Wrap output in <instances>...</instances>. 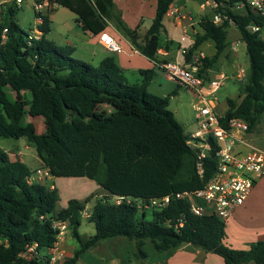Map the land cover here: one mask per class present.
<instances>
[{
  "label": "trees",
  "instance_id": "16d2710c",
  "mask_svg": "<svg viewBox=\"0 0 264 264\" xmlns=\"http://www.w3.org/2000/svg\"><path fill=\"white\" fill-rule=\"evenodd\" d=\"M50 1L74 12L79 26L96 36L113 22L135 49L154 61L159 35L164 32V13L174 2L157 0L151 24L140 36L139 25L130 29L115 15L113 0ZM217 1L225 3L250 60L244 97L240 102L228 100L222 120L244 117L251 130L264 113V15L256 13L247 0ZM239 2L246 3L243 13L232 10ZM17 10L9 5L0 17V137H24L53 177L92 179L103 195L71 198L58 208V189L47 182L28 183L31 170L20 161H11L0 147V264H50L49 248L58 239L59 222L66 224L78 243L62 264H75L84 251L116 236L135 240L139 258L147 257L142 246L149 240L164 258L192 244L220 255L226 264H264V240L245 249L232 247L226 242V221L209 211L193 214L184 199H173L161 209L138 208V199L146 202L170 191L201 188L218 163V144L211 140V150L198 160L200 148L186 143L189 134L168 108L169 95L148 90L154 70L139 69L140 82L129 83L113 55L96 65L73 57L74 47L58 45L46 37L49 11H35V18H41L37 27L42 36L28 42L24 38L27 33L17 23ZM213 15L199 21L202 32L195 34L184 53L189 62L202 42L215 43L216 53L204 56L199 64L198 74L206 79H211L208 70L218 66L228 47L230 25H216ZM251 24L260 30H251ZM4 28L7 37L1 42ZM36 118L42 123L41 130ZM186 161L190 167L184 171ZM113 196L132 200L115 204ZM94 198L85 217L94 224L95 232L84 239L78 227L86 205ZM30 246H34L32 251Z\"/></svg>",
  "mask_w": 264,
  "mask_h": 264
},
{
  "label": "built area",
  "instance_id": "2783aa9c",
  "mask_svg": "<svg viewBox=\"0 0 264 264\" xmlns=\"http://www.w3.org/2000/svg\"><path fill=\"white\" fill-rule=\"evenodd\" d=\"M23 0H0V17L9 5H15L19 8ZM214 10L213 22L216 25H222L228 22L229 25H235L232 17L226 12L225 3L217 0H204ZM247 4L258 14L264 15V0H247ZM54 4L50 0H34L33 9L36 12L43 13L50 11ZM222 8V10H220ZM232 10L243 13L246 11V3L239 2ZM164 18H172L182 27L184 37L188 36L186 24L182 20L188 19L192 26V18L186 14L180 7L170 6L164 13ZM37 24L41 18H36ZM36 27L27 33V41L39 40L42 32ZM251 30L258 31L260 27L257 24L250 25ZM7 28L1 33V42L6 40ZM98 43L110 51H120L119 44L115 39L102 32L97 36ZM236 48L235 46L233 47ZM186 50L182 49L184 55ZM204 54L201 51L195 52L190 62H164L160 64L164 76L174 83L183 86L193 93V107L195 110V123L197 130L189 134L186 141L189 147L200 150L196 153L198 160L203 158L211 150V140L218 144L217 150V170L214 175L198 189L184 191H170L160 197H154L146 202L138 199L137 206L143 209H161L167 206L173 199H184L189 203L190 211L195 215H201L204 211H209L226 221L232 215L234 209L241 205L256 181L264 174V150L254 145L248 138L250 124L247 119L241 116H233L226 122L222 119L224 114L217 110L216 92L223 84V81L229 76L222 72L220 79H206L199 76L198 68ZM249 74V69L242 66L236 73V78L244 80ZM15 156H20L18 151ZM197 169L202 171L201 162H197ZM50 170L46 167L31 170L26 180L28 183L46 181L52 178ZM125 200L130 202L131 197L113 196L111 201L115 204ZM88 215V213H87ZM59 229L58 238L66 230V224L59 222L56 224ZM34 246L28 248L32 251ZM65 258V252L60 248L57 241L49 248L50 264H62Z\"/></svg>",
  "mask_w": 264,
  "mask_h": 264
},
{
  "label": "crops",
  "instance_id": "0c3cea01",
  "mask_svg": "<svg viewBox=\"0 0 264 264\" xmlns=\"http://www.w3.org/2000/svg\"><path fill=\"white\" fill-rule=\"evenodd\" d=\"M114 3L116 9L121 10V17L124 19V22L128 23V27L130 29H133L137 25H139L138 32L140 36H142L147 30V28L150 26L149 24L148 26H145L144 29H142V24H141L142 17L148 16L151 19L154 17L157 0H140L136 5H133L130 2V0H114ZM188 3H190V5H188ZM170 6L180 7L184 10L186 14L190 15L192 18V26L189 25L188 19L182 20L183 24L187 25L186 31L188 36L184 37L182 35L183 33L182 27L179 24H177L174 21V19L163 18L162 24L164 27V33L166 34V39L162 44L159 42L160 47L157 50L156 61L150 60L149 58L141 54L137 49H135L131 44L129 38L126 36V34H124V32L121 29L117 28L114 25V23L111 21H109L108 26L104 29V32H106L115 39V41L119 44L120 51L113 52L106 49L105 47H103L98 43L97 40L98 37L95 34H93L88 30H84L87 43L89 44V48H88L90 55L89 61L92 62L95 59H97L96 64H98L105 56L113 55L115 56L117 63L120 65V67L123 69L124 72L130 71L133 74H135V72L138 74V77H135V81L137 82H140L142 78V76L138 72L139 69H153L154 70L153 75H156L155 76L156 78L160 74V77L162 79L166 81L169 80L164 76L163 71L160 68V64L164 62H175V61L188 63V61L185 60L184 55L181 53V50L182 49L188 50L193 43L195 34L202 32V29L198 24L199 21L204 20L206 17H210L214 13L213 8L208 3H205L204 1H200V0H174V2L170 4ZM55 8L56 5L54 4L53 9L49 13L50 20H53L54 18L53 11ZM36 23H38L37 20ZM231 26H235V25H230L229 27ZM229 27H228V35H227L228 47L225 53L223 54V56L221 57L218 66L216 68L208 70V74H209L208 77L211 79H214L213 74H215V72L220 75L222 72L225 73L226 69L229 70L232 68L233 61H232L231 53L232 51L236 53L238 52V48L236 47L237 45H235V43L238 44L239 40L242 41L240 32H238V34H234L238 39L237 42L234 43L232 39H229ZM174 29H181V33L179 35V40L175 51L171 49V43L173 41L172 39L173 33H171V31H173ZM263 31H264V27L261 30V34L263 33ZM53 42L55 43V41ZM65 43L66 44L63 45H71L72 47H74L73 52L77 50L75 43L67 39H65ZM233 45H235L236 47L235 49L233 48ZM208 48L209 50L211 49V51L209 52L206 51V49ZM197 51H201L204 54V56H213L216 53L215 43L210 40L202 42L198 46V48L192 53V55ZM245 52L247 53L246 47H245ZM240 66L241 65L239 64L236 65V73ZM156 71H158L159 74H155ZM155 77H152L151 81L149 82L148 90L151 93L160 96H165L164 92H162L161 90L163 89L162 83L159 80L156 81ZM217 110H218V105H217ZM1 138L2 137H0V139ZM3 149L8 153L11 161H20L24 163L21 157L15 156V152L14 151L12 152L11 150L12 148L10 149L4 147ZM36 162L37 163H35L33 166L30 167H28L25 163L24 164L30 170L43 167L38 156L36 158ZM63 178L64 177H52L46 181L50 187L55 186L59 191L60 200L58 201L57 204L58 208L64 207L67 203V200L70 199L68 197L66 199H62L60 189L65 186H72L75 184L74 183L75 181L73 179L68 180ZM91 209L92 207L88 208L89 212L91 211ZM85 213L86 212H84V214ZM66 231L67 228L64 231L63 235L58 238V244L60 248L64 250L65 257H68L72 254L73 250L76 247L74 245L66 244L68 237L74 238L70 230L68 232L69 236L67 237L65 234ZM226 231H227L226 242L227 244L231 245L234 248L245 249L248 248L255 241L264 240V174L256 181L254 187L250 191L245 201L241 205L236 207L232 215L229 217V219L226 220ZM99 242L97 244H99ZM82 254L80 255V257L78 258L75 264H88L82 259ZM132 262L133 261L128 260V263L125 262L124 263L131 264ZM153 263L154 264H226L224 259L220 255L213 252H205L204 250L192 244L183 245L177 248L170 256L166 258L162 256ZM247 264H256V263L254 261H250Z\"/></svg>",
  "mask_w": 264,
  "mask_h": 264
},
{
  "label": "rangeland",
  "instance_id": "374dc122",
  "mask_svg": "<svg viewBox=\"0 0 264 264\" xmlns=\"http://www.w3.org/2000/svg\"><path fill=\"white\" fill-rule=\"evenodd\" d=\"M138 1L140 0H130L133 5H136ZM33 3L34 0H23L15 14L18 25L25 33H30V30L35 28L37 24L35 18V10L33 9ZM188 5H190V3H188ZM115 9L116 7L114 3L113 11L115 15L120 18L124 26L128 27V23L124 22V19L121 17V10ZM53 12L54 18L53 20H51L50 31L46 35V37L50 40L55 41L56 44L60 45L66 44L65 39L75 43L77 50L72 53V56L86 62L96 64L97 59L92 62L89 61V44L87 43L84 30L76 21V14L68 8L59 5H56V8ZM152 19L148 16L142 17V29H144L145 26L151 24ZM238 32L239 31L235 26L229 27V39H232L234 43L238 40L234 34H238ZM171 33H173L171 49L175 51L181 29H174L173 31H171ZM262 36L264 38V31L262 33ZM24 38L25 40H27L26 36H24ZM165 39L166 34L162 32L159 35V42L162 44ZM235 45H237L236 47L238 48V52L236 53L232 51L231 53L233 66L231 69L225 70V73L229 76V78L223 81V84L216 92L218 111L221 113H225L227 111L229 107L228 100L230 98H233L236 101L240 102L244 97V85L247 78L242 81L236 78V65L239 64L246 69L250 68L249 56L245 52V43L239 40L238 44L235 43ZM235 45H233V47ZM206 51L209 52L211 51V49L209 50L208 48L206 49ZM124 73L127 82H137L135 81V77H138V74L136 72L135 74L130 71H126ZM155 74H159V72L156 71ZM155 76L156 75H153V77ZM213 78L218 80L220 79V75L215 72V74H213ZM155 79L156 81L159 80L162 83V92H164L165 95H169L168 108L174 113L177 121H179L183 125L185 133L190 134L191 132L197 130V125L194 119L195 110L193 107V93L187 88L180 86L171 80L166 81L162 79L160 77V74L157 76V78L155 77ZM25 119L29 121L31 118L25 117ZM35 121L37 122L41 130L42 123L40 119L36 118ZM248 138L254 145L264 150V113L253 126V128L249 130ZM0 147L10 149L12 148V152L14 151L15 153L20 151L21 158L28 167L33 166L35 163H37V154L34 145L29 143L24 137H20L17 139L2 137L0 139ZM189 167V163L186 161L183 170L186 171L187 169H189ZM64 178L68 180L73 179L75 181V184L72 186H65L60 189L62 199H66L68 197L70 199L75 198L83 200L87 195L91 193H97V197H101L103 195V191L101 190L99 185L92 179L86 177ZM94 200L95 198L88 203L84 211L86 213L84 214L83 212V214L81 215L78 231L84 239H87L95 232L94 224L87 221L85 217L89 212L88 208L92 207ZM68 232L69 229H67L65 233L67 237L69 236ZM66 244L74 245L75 247L78 246L76 240L71 237H68ZM142 249L147 253L146 258H139L137 256L138 248L136 246L135 240H130L122 236H116L101 240L99 244L84 251V253L82 254V259L88 264H125L128 263V260L133 261L131 264H154L153 262L157 261L163 256L162 253L153 248L149 240L144 241Z\"/></svg>",
  "mask_w": 264,
  "mask_h": 264
}]
</instances>
